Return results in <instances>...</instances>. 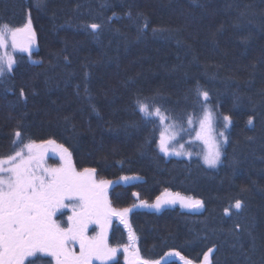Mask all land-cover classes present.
I'll return each instance as SVG.
<instances>
[{"label": "trees", "instance_id": "16d2710c", "mask_svg": "<svg viewBox=\"0 0 264 264\" xmlns=\"http://www.w3.org/2000/svg\"><path fill=\"white\" fill-rule=\"evenodd\" d=\"M29 18L36 46L0 78V157L19 130L25 143L64 145L98 179L137 176L109 186L118 209L164 191L201 200L200 210L129 214L145 258L183 264L168 255L179 252L201 264L212 248L211 264H264V0H0V24ZM138 100L160 107L185 142L207 106L224 135L216 167L191 141L189 156L161 152L160 121ZM128 237L115 220L109 244L121 249ZM28 260L55 264L42 253ZM107 264L127 262L118 252Z\"/></svg>", "mask_w": 264, "mask_h": 264}, {"label": "snow or ice", "instance_id": "6c2138e0", "mask_svg": "<svg viewBox=\"0 0 264 264\" xmlns=\"http://www.w3.org/2000/svg\"><path fill=\"white\" fill-rule=\"evenodd\" d=\"M90 27L96 30L100 25L91 24ZM34 39L35 32L30 18L22 26L0 24V78L12 73L16 64L14 54L27 53L31 56ZM9 49L12 54H9ZM200 94L205 100L208 99L206 91ZM20 96H25L23 88L20 90ZM137 103L146 118L156 116L161 122L170 119L161 112L160 107L149 110L150 105L146 101L138 100ZM223 119L231 122L228 116ZM248 123H252L251 117ZM200 124L203 135L197 133V137L208 145V152L203 157L204 162L209 167H216L220 162L221 152L220 147L210 140V115H206ZM220 135L223 136V133ZM14 137L11 141L12 154L0 157V264H25L27 258L34 257L37 253L52 257L55 264H92L94 259L107 264L117 253V248L108 243V229L113 217H118L129 230L128 239L131 243L124 246L127 264H160V260L143 257L135 246L136 237L126 219L131 209L117 210L112 207L107 196L111 181H98L95 168L77 170L71 161V152L64 145H57L54 140L40 144L28 140L25 143L19 130L14 131ZM53 145L60 152L62 164L60 167L48 168L44 166L45 153L47 146ZM159 147L165 155L170 154V148L163 136ZM180 147L183 148V145ZM171 152L177 156L181 155L174 149ZM122 179L127 180L128 177ZM179 195L176 194L177 197ZM180 199L182 207H202L200 200H192L190 197ZM185 200L189 202L183 203ZM66 201L69 203H65ZM162 203H175V200L162 201L157 197L154 205L141 201L142 205L156 209H159ZM233 206L237 210L241 209L242 201L237 199ZM68 207L72 208V215L67 218V227H62L54 217L61 209ZM92 224L100 231L89 236L87 233ZM74 243L79 244L78 254L70 247ZM212 251L213 249L209 248L208 252L204 253L203 264H211L209 253ZM168 255L179 257L183 264H193L179 252H170ZM28 264H37V261L28 260Z\"/></svg>", "mask_w": 264, "mask_h": 264}, {"label": "rangeland", "instance_id": "374dc122", "mask_svg": "<svg viewBox=\"0 0 264 264\" xmlns=\"http://www.w3.org/2000/svg\"><path fill=\"white\" fill-rule=\"evenodd\" d=\"M35 46H36V41L34 39V41L32 43V50H34ZM9 54H12L10 49H9ZM18 54H27V53H16V54H14L15 60H16V56ZM162 113L164 115H166L164 112H162ZM206 115H210L211 124H212V130H211V133H210V140H211L212 143H216L220 147V152H221V147H222V144H223V141H224V135L221 136L220 133H217L216 132L215 127H214V116H213V113L206 106L205 107V110L199 116V118L197 120V128L195 129V132H194L193 137L191 139H189V136L187 137L188 139L185 138L186 142L184 140H181V138L179 136V134H180L179 133V130L173 124V122L171 121V119H166L163 122H161L160 119H159V117H158V119L160 121V124H161L160 142H161V138L163 136V139L168 143V146L170 148V154H169V156H176V157H182L183 155L189 156V153L191 154V148H192V146H191L192 144H189V141H191V142L197 143V144H199L201 146V148H202V152H201L202 155L201 156H202V158L204 157V155L208 152V145H206L202 139H199L197 137V133H201L203 135V133L201 131V124H200V122H201V120H204L205 119ZM37 144H40V143H37ZM56 144L59 145L58 143H56ZM180 145H183V148H181ZM173 149L175 151H179L181 153V155L177 156L174 153H172L171 150H173ZM220 158H221V156H220ZM71 161H72L73 165L75 166L72 156H71ZM203 162H204V159H203ZM61 164H62V161L60 159V152H59V150L56 149V147L54 145L53 146H47V151L45 153V158H44V166L45 167H48V168H54V167H60ZM204 164H205V162H204ZM205 165H207V164H205ZM5 166H7V165H5ZM123 177H128V179L127 180H124V179H122V177H120V178H118L115 181H111L112 182L111 184L118 183V182L127 183V182H130V181H133V180L138 179L137 176H123ZM96 179L98 181L101 180V179H98L97 177H96ZM109 186H108V189H109ZM108 189H107V196H108ZM176 194H177V192H173V191H164V192H162L158 196V197L161 198L162 201L163 200H169V201H171V200L174 199L175 200V203H162L161 204V207L159 209H156L154 207H148V206L142 205L141 204V200H140L135 206H133L132 208L131 207L129 208V209H131V211L127 214L126 219H128L129 214L133 210H136V209L160 211V210H162V209H164L166 207H179V208H181L183 210H200V209L203 208V203H202V207H200L199 209H194V208H189V207H182V201H181L180 197H186V196H184V195H182V194L179 193L180 195H179V197H177ZM191 199L192 200H197V199H193V198H191ZM109 201H110V199H109ZM146 202H147V205H154L157 202V197L153 201H151V202H148V201H146ZM188 202L189 201H187V200L183 201V203H188ZM65 203H69V202L66 201ZM112 207L115 208V209H117V210H120V209L114 207L113 205H112ZM63 213H65L63 215L64 216L63 217V220H65V221H62V219H61V216H62ZM70 215H72V208L71 207L63 208V209H61L56 214V216L54 217V219H57L61 223V226L62 227H67V224H68V219L67 218ZM115 220L120 221L118 217H113L112 218L111 225H110V227L108 229V239H109V233H110L111 227H112L113 222ZM99 231H100V229L95 224H92V225L89 226V229H88V233L87 234L89 236H93V235H95ZM108 243H109V241H108ZM130 243L131 242H128V244H126V245H130ZM135 246L138 247L136 243H135ZM70 247H71V249L74 252H76L77 254L79 253V244L78 243L71 244ZM118 252H122L124 254V247H122L121 249L120 248H117L116 256L112 260H109L107 262H110V261L115 260L117 258V256H118ZM212 252L209 253V260H210V262H211ZM124 257H125V254H124ZM203 261H204V259H203ZM203 261H202L201 264H203ZM95 262L102 263L100 260H95L94 259L92 261V264L95 263Z\"/></svg>", "mask_w": 264, "mask_h": 264}]
</instances>
